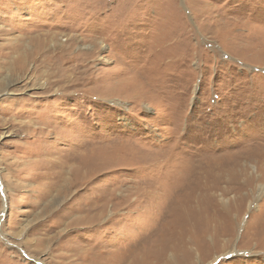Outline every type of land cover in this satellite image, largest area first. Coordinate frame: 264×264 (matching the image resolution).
Instances as JSON below:
<instances>
[{
  "label": "rangeland",
  "instance_id": "obj_1",
  "mask_svg": "<svg viewBox=\"0 0 264 264\" xmlns=\"http://www.w3.org/2000/svg\"><path fill=\"white\" fill-rule=\"evenodd\" d=\"M260 185L264 0H0V264H264Z\"/></svg>",
  "mask_w": 264,
  "mask_h": 264
},
{
  "label": "bare ground",
  "instance_id": "obj_2",
  "mask_svg": "<svg viewBox=\"0 0 264 264\" xmlns=\"http://www.w3.org/2000/svg\"><path fill=\"white\" fill-rule=\"evenodd\" d=\"M251 167V166H250ZM238 171V170H237ZM251 171H252V175H255V174H257V168L256 167H251ZM244 178V177H243ZM252 183V182H251ZM259 188H261V194L264 192V185L263 186H261L260 185V187ZM2 189H3V191H4V187H2ZM222 201L223 202H226V200L225 199H222ZM236 206H238V205H236ZM0 219H1V217H0Z\"/></svg>",
  "mask_w": 264,
  "mask_h": 264
}]
</instances>
